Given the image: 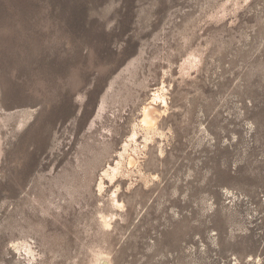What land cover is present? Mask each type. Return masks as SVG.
<instances>
[{
	"label": "rangeland",
	"instance_id": "374dc122",
	"mask_svg": "<svg viewBox=\"0 0 264 264\" xmlns=\"http://www.w3.org/2000/svg\"><path fill=\"white\" fill-rule=\"evenodd\" d=\"M102 261L264 264V0H0V264Z\"/></svg>",
	"mask_w": 264,
	"mask_h": 264
},
{
	"label": "bare ground",
	"instance_id": "6f19581e",
	"mask_svg": "<svg viewBox=\"0 0 264 264\" xmlns=\"http://www.w3.org/2000/svg\"><path fill=\"white\" fill-rule=\"evenodd\" d=\"M165 93L163 88L155 89L152 92V94L150 95L152 101L149 103V106L142 108V110L140 111V120L139 122L137 120L138 124L132 127L131 135L129 136V138H127L128 140L120 149H118L119 151L115 153L114 160H111V162L109 163L107 162V164L104 167H102V169L98 173V177L95 181V187H96V191L99 194L103 192L104 189L106 188L105 181L109 183V186H114L118 190L120 185H119V181L116 180V177L119 174H121L122 171L126 170V167L131 168L135 166V160L130 155L131 153L129 152L131 151L132 153H135V150L139 146L137 145V131L138 130L144 131L143 149L146 146V142L150 140L148 137L152 134L154 135L157 133V128H155L158 119V115L156 113L157 112L156 107L159 104L162 105L163 107H166L167 102L164 97ZM157 102H159V104H157ZM112 195L113 196L111 197H113V202L117 205V201H116L117 193L114 192ZM100 218L103 220L105 224L106 223L105 218L103 216H101ZM105 226L107 227L108 224L106 223ZM23 247L24 249H26L28 245L23 244ZM102 264H107V263L105 261H102Z\"/></svg>",
	"mask_w": 264,
	"mask_h": 264
}]
</instances>
